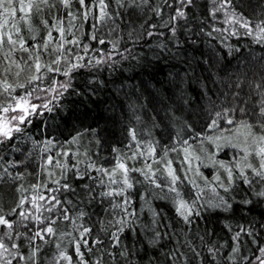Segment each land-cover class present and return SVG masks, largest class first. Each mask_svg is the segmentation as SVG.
<instances>
[{"label": "trees", "instance_id": "16d2710c", "mask_svg": "<svg viewBox=\"0 0 264 264\" xmlns=\"http://www.w3.org/2000/svg\"><path fill=\"white\" fill-rule=\"evenodd\" d=\"M14 2L18 9L19 0ZM234 2L237 10L243 11L253 26L264 19V13L257 6L258 0ZM50 4L53 6L41 5L40 11L33 10L29 23L18 19L24 13L16 12L14 23L20 29L19 36L11 25L3 30L5 33L10 30L17 41L23 38L29 51L20 49L18 42L16 45L9 44L5 35L3 44H0V88L9 98L33 92L31 100L37 98L35 103L38 108L28 117L30 123L21 126L24 131L14 134L17 139L8 142L13 147L0 150V209L3 214L9 220L19 221L17 216L9 213L19 202L21 194L17 192V187L22 186L25 190L23 195L29 200L33 196L60 198L61 207L68 209L74 219L81 210L86 211L87 215L77 220V224L83 223L92 228V240L99 237L109 241L105 231L106 228L111 230L109 221L124 215L120 209H113L109 201H120L123 197L104 198L101 203L97 195L91 200L85 195V185L98 194L101 191L98 182L102 177L94 168L111 170L119 157L129 168L137 169L130 173L134 187L126 193L132 199L130 210L136 213L135 232L126 230L118 248L105 250L104 245H96L89 252L82 246L81 251L89 264H96L97 260L101 264H201L192 248L207 257L208 248L213 246L218 251L217 260L212 264H249V261L258 264L255 257L260 253L256 241L264 247V198L257 197L259 187L254 183L246 189L242 179L237 181L235 168L242 159H227L222 142L234 134H249V130L240 123L241 114L234 112L240 107L248 109L249 115L244 119L254 125L252 133L264 135L255 123L257 117L251 115L256 106L264 101V40L258 42L255 35H248L239 25L224 23L223 12L217 13V19L213 20L209 15V10L214 7L211 0H196V6L188 10L187 20L182 19L176 26L175 36L161 23L162 19L168 20L169 15L174 14L165 0H149L150 6L136 9L131 16L112 0L109 10L114 14V22L107 21L98 26V30L93 29L91 16L84 20L79 0H71L67 9L59 0H50ZM152 8H160L162 16H158ZM117 12L121 15L116 16ZM69 13L77 18L73 20ZM43 21L53 26L52 35L56 40L47 49L43 48V44L49 29ZM149 24L159 27L153 29L148 27ZM57 25L65 28L66 41H80V45L64 43L62 51L77 48L84 56L82 64L89 65L74 70L71 78L47 71V66H55L54 56L59 58L62 54L61 49L57 50L61 43ZM213 28L221 31H214ZM145 29L155 34L147 36ZM233 31L238 34L233 35ZM94 32L97 40L91 38ZM99 39L105 40V43H98ZM85 44L88 45L87 52L83 49ZM37 55L45 66L39 74L40 78L31 80L30 77H23L29 66L32 75L36 74L34 58ZM96 59L104 62L97 65ZM5 82L11 86L8 91H5ZM65 82L70 83L67 90L59 87ZM21 84L24 87H20ZM53 89H58V92ZM38 91L43 93L34 99ZM46 103L49 104L48 109L43 108ZM217 112L221 115L217 116ZM229 119L233 120L232 124L228 123ZM133 130L135 141L130 134ZM149 144L155 148V153L141 154L140 149L146 152ZM134 153L136 158L131 159ZM49 156L53 157L51 165L47 162ZM56 161L68 167H56ZM147 161L151 163L150 169L145 165ZM10 162L16 166L9 167ZM169 163L180 178L177 184L179 190H187L186 186L195 182V169L202 173L198 163L226 165L233 171L234 177L232 185L235 189L224 193L231 208L225 211L222 208L199 207L197 211L200 215L193 216L192 224L186 225L176 213L175 206L164 197V188L155 187L139 171L143 170L149 176L154 172L152 178L160 184L162 178L170 183ZM247 163L251 162L247 160ZM78 175H85V178L78 179ZM103 179L108 185L107 178ZM65 184L70 189L61 188ZM228 187L230 189L231 184ZM245 200H251V203L244 204ZM37 203L44 205L45 201L37 200ZM26 207L34 214L42 213L45 217L55 214L43 208L36 213L31 205ZM154 219L157 224H153ZM24 223L35 227L31 221ZM145 225L148 227L145 228ZM241 226L253 228L256 241L242 235L240 252L234 261H230L226 254L235 246L232 237ZM57 228L61 233L65 230L72 232L73 225L61 221ZM156 228L162 238L158 244H151L145 234L152 236V230ZM16 230L21 233L27 231L18 223ZM6 232L8 229H0V234ZM73 236L78 238V232H73ZM3 238L8 245L13 242L21 244L20 251L30 255L31 247L26 239H16L15 236L12 239ZM58 242L61 243V250H66L79 264L72 236H63L62 241L54 238L47 244L37 241L41 246L37 264H53V258L58 255ZM124 248L130 250L127 261L118 255L110 257L107 254L108 251L118 253ZM174 252L176 259H170V254ZM13 264L26 262L13 261ZM61 264L67 262L61 261Z\"/></svg>", "mask_w": 264, "mask_h": 264}, {"label": "snow or ice", "instance_id": "6c2138e0", "mask_svg": "<svg viewBox=\"0 0 264 264\" xmlns=\"http://www.w3.org/2000/svg\"><path fill=\"white\" fill-rule=\"evenodd\" d=\"M240 2L243 3V0H240ZM59 3L63 5V7L66 9L70 8L71 6V0H59ZM111 3L112 0H79L81 8L84 10L82 13L84 20L87 21L89 16H91L93 20L92 27L96 30H98V26L106 24L107 21L114 22V14L109 10L111 8ZM211 3L212 5H214V7L209 10V15H211L213 20L217 19V13L223 12L225 16V20L223 21L224 23L228 25H239V27L244 29L248 35H255V39L258 42L264 40V19H262L259 23L253 26V23L249 19V17H247L243 13V11L237 10V5L234 0H219V2L218 0H211ZM115 4L118 8L126 9L128 15L131 16L136 9L142 10L143 6L149 5V0H115ZM165 4L173 9L174 14H170L168 20L162 19L161 23L164 25V27H167L169 31L172 32L173 36H175L176 26L179 25V22L182 19L187 20L188 10L196 6V0H178L179 6H177V0H171V2H169V0H165ZM41 5L53 6L50 4V0H27V2H25V0H19V8L17 9L14 0H0V44H3L4 37L6 35L7 42L9 44L16 45L18 42L20 49H22L23 51H29V49L25 47L26 42L23 38H19V40L17 41V39H13V35L10 30L7 33H5L3 30L8 29L9 25H11L12 28H15L16 35L19 36L20 29L14 23V20L17 19L16 12L19 11L21 13H24V15L19 16L18 19L24 20L26 23H29L31 19V13L33 12V10L40 11ZM248 6H250V4ZM257 6L261 9V12L264 13V0H258ZM25 9H27V12H25ZM151 10L155 12L158 16H162V10L160 8H152ZM69 15L73 20L77 18L76 15H73L72 13H69ZM115 15L120 16L121 14L117 12L115 13ZM43 23L45 27L49 29L47 33V38L45 39V42L43 44V48L47 49L48 45L50 43H56V40L52 35L53 26L50 25L47 21H43ZM148 27L155 29L159 27V25L149 24ZM56 30L59 32L61 40V43L58 45L57 50L62 49L64 43L80 45V41L78 39H73L71 41L65 40L64 27L57 25ZM201 30L203 29L201 28ZM213 30L221 31V29L217 28H213ZM145 33L149 37H152L155 34L152 31H147V29H145ZM232 34L236 35L238 33L233 31ZM239 34L242 35L244 33ZM160 35H163V33H160ZM91 38L93 40H97L95 32L93 33ZM98 43L104 44L105 40L99 39ZM37 47H40V45H37ZM113 47L115 48V45H113ZM83 49L85 52H87L88 45H83ZM34 59V68L36 74L30 77L31 80L39 79V74L41 73L42 68L45 67L40 63L39 55H37ZM76 60V63H67L64 68H54L52 66H47V71L56 72L71 78V75L74 70L89 66L86 63L82 64L79 62L84 60L83 56L76 57ZM60 62L61 61L59 58L53 61V63L56 65H59ZM103 62L104 61L100 59H96L95 61L97 65ZM17 67H19V65H17ZM17 75H19V73H17ZM19 86L24 87L23 84ZM10 87L11 86L5 82V91H8ZM59 87L67 90V88L70 87V83H62L59 85ZM257 87L259 88V85ZM52 91L58 92V89H53ZM28 95H31V93H29ZM12 99L15 101L14 104H9L7 107L0 108V112H3L5 114L4 116H0V150H3L4 147H13V145L8 142L17 139L14 134L22 133L24 131V128L21 126L30 123L28 117L38 111L37 105L31 104L30 101L24 96L18 98L12 97ZM43 108L48 109L49 104H44ZM234 112H239L241 114L240 123L243 127L249 130V135L252 137V141L255 144L254 155L259 161L258 167H254L251 163H238L237 168L239 170V175L240 177H243L245 184L252 185V180L248 178L245 172V169L247 168L251 169L254 177L259 178L260 181H264V135L257 136L255 133H252L251 129L254 125L244 119L245 116L249 115L247 107H240L234 109ZM9 113L18 114L8 115ZM216 115L220 116L221 114L217 112ZM251 115L257 117L255 123L261 128L262 131H264V101H261L256 106V108L251 112ZM228 123L232 124L233 120L229 119ZM212 124L215 125L216 121L213 120ZM130 134L132 136L133 141H135V131L133 130ZM48 143H52V141H48ZM185 143H187V140H185ZM140 151L141 154L145 156L153 155L155 153V148L151 144H149L147 146L146 152H144L143 149H140ZM185 151L187 152V150ZM242 151L244 152L242 160L245 161L247 160L249 155L253 154L250 153L247 148L242 149ZM63 155L67 156L68 153H63ZM135 158L136 156L134 153L131 159ZM47 162L49 165H51L53 163V157H47ZM14 166H16L14 162L9 163V167ZM55 166L61 168L68 167V165L61 164L59 161H56ZM220 166L226 168L228 177L227 184L230 185L234 179L233 171L231 169H228L227 166L224 164H221ZM89 167L94 168V166L92 165H90ZM147 167L149 169L151 168L150 165H148ZM4 171L5 173H7L8 169L5 168ZM94 171L100 174V176L102 177L98 182V186L101 188V191L98 194H95L94 190L90 186L85 185V187L87 188V192L85 193V195L89 197V199L94 200L98 195L101 200V203H103L104 198L123 197V199L120 201H109V204L113 209H120V211L124 213L122 217H117L114 219V221H109L111 230H108L107 228L105 229V231H107L108 233L109 241H105L99 237H97L95 240H92V228L85 226L83 223L77 224V220H82L83 217L87 215L86 211L81 210L79 216L74 219L69 214L68 209L61 207L62 201L60 198L56 196H51L47 198L44 196H33L31 200H29L28 197H25L23 195V192L25 190L22 186H20L17 187V192L21 194L19 202L15 205V207L11 208V211L9 213V215L17 216L19 218V221L17 222L9 220L6 215L3 214V210L0 209V229H8V232L0 234V261H3V264H13V261H24L26 262V264H37L38 256L41 251V246L37 243V241H42L47 244L51 242V240L54 238L60 239L62 241L63 236H72L74 241L75 254L76 257L79 259V264H89V262L85 260L84 253L81 251L82 246L84 248H87L89 252H91L92 248L96 245H104L105 250H107L108 248H118L121 242V236L125 233L126 230H131L132 232H135V228L133 227V225L135 223L134 218L136 216V213L134 210H130L132 207V199L130 196L126 195V193L128 192V190L134 187V179L130 176V173L137 171V169L129 168L126 163H124L123 160L118 157L115 167L111 170L104 167H99L94 168ZM139 171H141V174L145 175L146 179H149L155 187H164V185L158 183L155 179L152 178L155 176L154 172L151 176H149L143 170ZM168 176L170 178V183L168 184V191L175 194L173 200L176 205V213L183 219L186 225H191V218L193 216H199L200 213L199 211H193V204H189L182 198L181 193L177 187L180 178L171 169L170 163L168 166ZM103 177L107 178L108 185H105ZM77 178L84 179L85 175H78ZM93 179H95V177H93ZM216 179L219 181L220 177L217 176ZM113 185H120V187H112ZM220 186L223 187V190L225 192H228L230 190L229 187L225 185L223 181H221ZM61 188L70 189V186L65 184L61 185ZM105 188H107V190H104ZM213 191H215V189H213ZM256 195L258 198H264V191H258L256 192ZM37 200H44L45 204L39 205L37 203ZM69 203H71V201H69ZM243 203L250 204L251 200H245L243 201ZM26 205H31V208L36 209V213H40L41 208H43L44 211L55 214L48 217L43 216L42 213L40 215H37L34 214L30 208L26 207ZM208 206L213 208H222L226 211L231 208V203L225 197H219L218 201L215 203L213 201H208ZM25 221H31L35 224V227L30 226V224L24 223ZM61 221L65 222L66 224H72V232L65 230L61 233L57 228V225ZM17 223L20 227L27 229V231L24 233L17 231ZM153 224H157V221L155 219L153 220ZM144 227L147 228L148 226L145 225ZM152 231L154 232V234L152 236H147L146 233V238L148 239L149 243L158 244L160 242V239L162 238V234L158 228ZM73 232H78V238L73 236ZM242 235L250 236L253 238L254 241H256V236L254 234L253 228H245L241 226L240 230L235 232L232 237L235 246L231 247V251L226 254L227 259H229L230 261H234L236 254L240 252V240ZM4 236H7L8 239H12L13 236H15L16 239H26L28 245L31 247L30 255H25L20 251L22 245L19 243L13 242L10 245L6 244L3 238ZM256 242L260 255L256 256L255 258L258 261V264H264V247L259 246L258 241ZM56 248L58 250V255L53 258V264H61V261H66L67 264H76L74 258L70 256L66 250H61V243H56ZM177 251L180 250L178 249ZM217 251L218 249L215 246L209 247L208 256L205 257L202 255V253L197 252L194 247L192 248L194 256L200 259L201 264H212V262H215L217 260ZM107 254L110 257L118 255L120 257H123L127 261L130 256V250L124 248L118 253L108 251ZM209 257L211 258L210 261ZM169 258L176 259L175 252L171 253ZM96 264H101V262L97 260ZM249 264H251V261H249Z\"/></svg>", "mask_w": 264, "mask_h": 264}, {"label": "rangeland", "instance_id": "374dc122", "mask_svg": "<svg viewBox=\"0 0 264 264\" xmlns=\"http://www.w3.org/2000/svg\"><path fill=\"white\" fill-rule=\"evenodd\" d=\"M63 49H61V56L59 57L60 59V64L56 65L54 67H60V68H64L66 66L67 63H76V57L78 56H83V54L79 53V50L77 48H73V49H67L66 51H62ZM84 57V56H83ZM53 59H57V56H54ZM80 63H82V61H79ZM31 66H29L26 69V72H24L23 77H31L32 76V68H30ZM9 75H13L12 73L8 72ZM15 87H13L12 89H14ZM22 91V89H21ZM16 92L13 93V95H15ZM29 93H32L31 91H29L28 93H24L22 94V96L26 97L31 104H35V101L37 100V98L35 99V97H37L38 95H42L43 92L38 91L35 96L34 99L35 100H31V95H28ZM15 101L12 100V98H9L5 92L2 91V89L0 88V104L2 105V107H7L9 104H14ZM18 113H9L8 115H16ZM5 114L3 112H0V116H4ZM225 141L222 142V149H225V156L227 159L229 160H234V159H242V157L244 156V152L242 151V149L247 148L248 151L250 153H253L251 155L248 156L247 160H249L252 164H254V167H258L259 166V161L258 159L255 157L254 155V150H255V144L252 141V137L249 134H234L232 137L230 138H226L224 139ZM247 160H242L240 162V164H247ZM145 162V161H144ZM146 166L150 165L151 163L149 161L146 162L145 164ZM221 164H202L198 163V166H200L199 168H201V171L203 173H200L198 171V169H195L193 171V174H195L196 176V180L195 182L191 183L188 187L187 190H179L181 193L182 198L187 201L189 204H193V211H197V209L199 207H207V208H211V209H215L213 207H209L208 206V201H213L214 203L218 201L219 197H225V191L223 190V187L220 186L221 181L225 182V185L228 186L227 181H228V177H227V170L226 168L224 169V167L220 166ZM236 173L234 175L238 176L237 181L239 179L243 180V185L244 187L247 189L249 188V184H245L244 183V179L243 177H240L239 175V170L236 167ZM183 171V170H182ZM246 175L248 176L249 179H252V182L257 185V187H259V191H264V181H260L259 178L254 177L252 174L251 169H245ZM188 173V172H187ZM219 176L220 180L218 181L216 179V177ZM225 176V177H223ZM119 178V177H118ZM155 179V178H154ZM161 184L164 185V192L163 195L165 198L169 199L171 201V203L175 206L176 205L174 203L173 197L175 196L174 193H171L168 191V182H165L164 178H162L161 180ZM118 186V185H116ZM189 189H192L189 190ZM213 189H215V191H213ZM235 189L234 185H232L231 183V187L230 190ZM228 191V193H230L231 191ZM185 193V194H184ZM198 194H199V198H198ZM185 195V196H184ZM226 198V197H225Z\"/></svg>", "mask_w": 264, "mask_h": 264}]
</instances>
